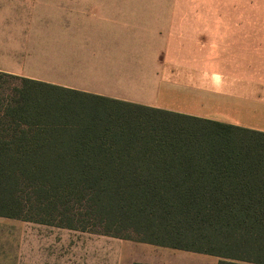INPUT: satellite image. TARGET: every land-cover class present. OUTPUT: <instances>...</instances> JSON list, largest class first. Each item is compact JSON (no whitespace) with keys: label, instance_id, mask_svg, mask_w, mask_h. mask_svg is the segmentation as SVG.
Returning a JSON list of instances; mask_svg holds the SVG:
<instances>
[{"label":"trees","instance_id":"trees-1","mask_svg":"<svg viewBox=\"0 0 264 264\" xmlns=\"http://www.w3.org/2000/svg\"><path fill=\"white\" fill-rule=\"evenodd\" d=\"M5 74L0 216L264 264V133Z\"/></svg>","mask_w":264,"mask_h":264},{"label":"crops","instance_id":"crops-1","mask_svg":"<svg viewBox=\"0 0 264 264\" xmlns=\"http://www.w3.org/2000/svg\"><path fill=\"white\" fill-rule=\"evenodd\" d=\"M0 71L264 133V0H0ZM33 224L0 216V264L224 260Z\"/></svg>","mask_w":264,"mask_h":264},{"label":"rangeland","instance_id":"rangeland-1","mask_svg":"<svg viewBox=\"0 0 264 264\" xmlns=\"http://www.w3.org/2000/svg\"><path fill=\"white\" fill-rule=\"evenodd\" d=\"M12 22V21H11ZM19 86V81L16 79H13L9 77V75H3L0 77V97H4L5 95H8L11 93V89L13 87ZM42 224V223H40ZM43 226H36L32 225L33 234H46V235H67V236H83V235H101L95 232H89V231H81V230H74V229H67L47 224H42ZM34 227L40 230V232L37 233V231L34 232ZM131 235L135 238L140 237V235H137L136 233H131Z\"/></svg>","mask_w":264,"mask_h":264}]
</instances>
